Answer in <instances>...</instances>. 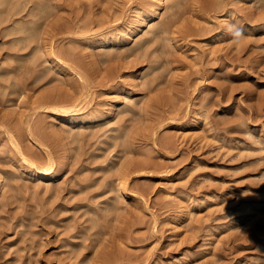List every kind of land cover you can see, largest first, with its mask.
I'll use <instances>...</instances> for the list:
<instances>
[{
	"label": "rangeland",
	"instance_id": "obj_1",
	"mask_svg": "<svg viewBox=\"0 0 264 264\" xmlns=\"http://www.w3.org/2000/svg\"><path fill=\"white\" fill-rule=\"evenodd\" d=\"M210 1L50 0V51L0 0V264H264V0Z\"/></svg>",
	"mask_w": 264,
	"mask_h": 264
},
{
	"label": "bare ground",
	"instance_id": "obj_2",
	"mask_svg": "<svg viewBox=\"0 0 264 264\" xmlns=\"http://www.w3.org/2000/svg\"><path fill=\"white\" fill-rule=\"evenodd\" d=\"M23 1V0H22ZM47 1H50V0H31V3H32V7H31V9H29V12L26 14V16H29V21L30 22H32L33 23V25L31 24V26L32 27H26V30L27 31H29V32H31L33 29L34 30H36V26H37V23L40 25V23L39 22H37L36 20L37 19H43V20H45V23H46V28L45 29H43V34L42 35H45V37L46 38H48V44H47V46H48V48L50 49V51H51V49L53 48V9H50L49 11L48 10H42V9H39V7H40V5H42V3H44V2H47ZM193 2H191V6L194 8V9H196V10H200V9H203V10H205V9H209V8H211L212 7V5H210L211 4V1L210 0H192ZM26 2V1H25ZM30 2V1H29ZM51 3V2H50ZM97 3V2H96ZM18 4L20 5V9H22V7L23 6H21V4H20V2H18ZM24 5H25V3H23ZM60 4H62V3H60ZM60 4H58V5H60ZM50 5H52V4H50ZM63 5V4H62ZM66 5V4H65ZM214 5V4H213ZM61 6V5H60ZM64 6V5H63ZM68 6V5H67ZM66 6V7H67ZM19 7V6H18ZM18 7L16 8L17 10H14V14H17V13H19V12H22L21 10H19L18 9ZM58 7V6H57ZM65 7V6H64ZM223 7V6H222ZM14 8H15V6H14ZM213 8V7H212ZM99 10L101 11V12H104L105 11V9H104V7L103 6H100L99 7ZM70 11H71V9H70ZM72 12L74 13V11L72 10ZM98 12V11H97ZM107 12H109V10H107ZM76 13V12H75ZM13 14V13H12ZM10 15V14H9ZM8 15V16H9ZM75 15H77V13L75 14ZM11 16H13V15H11ZM21 17H23V16H21ZM33 17H36V18H33ZM58 17H59V15H58ZM50 18H52V19H50ZM63 18V17H62ZM7 19H8V17H7ZM7 19H6V21H7ZM11 18H9V20H10ZM57 20H59L60 21V18H56ZM96 20V19H95ZM4 21H5V19H4ZM56 23V22H55ZM54 23V24H55ZM22 26V25H21ZM21 26H19L20 28H21ZM30 26V25H29ZM56 27V26H55ZM78 27V26H77ZM77 27H74V28H77ZM23 29H24V27H22ZM21 28V29H22ZM58 28V27H57ZM166 28H169V27H167L166 26ZM20 29V30H21ZM61 30H63L62 28H60ZM169 30V29H168ZM173 30V29H172ZM55 31H56V29H55ZM177 32H179V35H184V34H186L187 32H188V30H183V31H181V30H176ZM187 31V32H186ZM21 32V33H20ZM20 32H18V31H14V30H12L11 29V31L10 30H7V31H3V36H7V35H16L17 33H19L20 34V36L18 35H16L15 37H13V38H11V41H12V43L14 42L15 44L16 43H18L19 44V46H18V49H21L24 45L25 46H27V45H30L29 43H32V41H34L35 40V42H36V40L37 39H39V37H40V35H39V37L37 38V35L35 34V33H31V34H29V32H26V33H28V34H26V35H22V31H20ZM61 32V31H60ZM24 33V32H23ZM41 33V32H40ZM45 38V39H46ZM40 39H42V38H40ZM43 39H44V37H43ZM43 39L41 40V41H43ZM39 42V41H38ZM37 42V43H38ZM44 42V41H43ZM14 43H13V45H14ZM46 43V42H45ZM15 52H17V51H15ZM48 58H50V59H52L54 56H53V54L51 53V52H49V54H48V56H47ZM227 58V57H226ZM60 101V100H59ZM56 108H53V110H55ZM76 109V105H74L73 106V110H75ZM162 112V111H161ZM164 112V111H163ZM166 113V112H165ZM165 113H163V114H159L158 116H157V118H156V120H157V122H160L159 123V127H161L162 126V124L163 123H161L165 118H168L169 116L167 115V114H165ZM167 143V142H166ZM165 143V144H166ZM169 144H170V142H168ZM167 143V144H168ZM167 147H169V145L167 146ZM51 168V167H50ZM49 168V169H50ZM47 171V170H46ZM45 172V171H44ZM55 174V173H54ZM35 175L36 176H41V177H44L45 176V174L43 173V172H41V171H39V170H36L35 171ZM53 177H55V175H53ZM126 182V181H125ZM125 182H122L120 185H121V188L123 189V190H121L122 192H125ZM103 262V261H102Z\"/></svg>",
	"mask_w": 264,
	"mask_h": 264
}]
</instances>
